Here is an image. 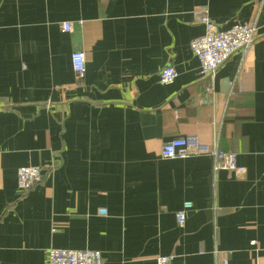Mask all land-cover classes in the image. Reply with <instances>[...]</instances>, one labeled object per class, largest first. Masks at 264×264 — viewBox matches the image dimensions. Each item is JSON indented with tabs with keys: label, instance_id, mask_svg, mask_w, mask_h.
I'll list each match as a JSON object with an SVG mask.
<instances>
[{
	"label": "crops",
	"instance_id": "1",
	"mask_svg": "<svg viewBox=\"0 0 264 264\" xmlns=\"http://www.w3.org/2000/svg\"><path fill=\"white\" fill-rule=\"evenodd\" d=\"M204 11L222 30L257 28L213 77L190 48ZM168 66L179 76L163 85ZM190 136L246 173L161 158ZM28 166L45 170L22 194ZM51 248L98 250L104 264H264V3L0 0V264H47Z\"/></svg>",
	"mask_w": 264,
	"mask_h": 264
},
{
	"label": "built area",
	"instance_id": "2",
	"mask_svg": "<svg viewBox=\"0 0 264 264\" xmlns=\"http://www.w3.org/2000/svg\"><path fill=\"white\" fill-rule=\"evenodd\" d=\"M264 3V0H259ZM199 23L204 26L205 34L191 41L192 53L199 60L202 73L213 77L228 59L237 52H246L252 47L257 39V28L248 23H237L227 30L216 26L208 17L206 11L197 13ZM71 30L70 23L63 24V31ZM72 66L74 71L82 76L86 71V58L82 52H75L72 55ZM178 72L173 66L164 68L160 74V82L163 85H170L178 78ZM212 156L214 158V172L231 171L242 176L246 173L244 167L238 164L237 154L234 152L221 151L199 141L197 137L174 139L163 145L160 156L162 159H187L190 157ZM42 166L22 167L17 172L18 189L26 194L40 183L43 179ZM192 207L186 203L182 211L177 214L178 223L184 225L186 211ZM99 214L106 216L107 210L100 209ZM47 264H104L103 254L98 250H71L51 248L48 251ZM156 264H175V257L159 256Z\"/></svg>",
	"mask_w": 264,
	"mask_h": 264
},
{
	"label": "rangeland",
	"instance_id": "3",
	"mask_svg": "<svg viewBox=\"0 0 264 264\" xmlns=\"http://www.w3.org/2000/svg\"><path fill=\"white\" fill-rule=\"evenodd\" d=\"M197 22L199 23V21H198V18H197ZM200 24V23H199ZM201 25V24H200Z\"/></svg>",
	"mask_w": 264,
	"mask_h": 264
}]
</instances>
